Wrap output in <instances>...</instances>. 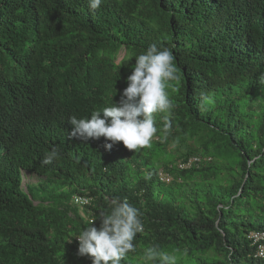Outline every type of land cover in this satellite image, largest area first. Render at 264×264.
Masks as SVG:
<instances>
[{
    "label": "trees",
    "instance_id": "trees-1",
    "mask_svg": "<svg viewBox=\"0 0 264 264\" xmlns=\"http://www.w3.org/2000/svg\"><path fill=\"white\" fill-rule=\"evenodd\" d=\"M153 43L178 68L169 132L157 113L134 151L69 138V117L118 102ZM112 198L144 225L122 264L152 245L176 264H264L248 238L264 233V0H0V264H91L75 237Z\"/></svg>",
    "mask_w": 264,
    "mask_h": 264
},
{
    "label": "clouds",
    "instance_id": "clouds-1",
    "mask_svg": "<svg viewBox=\"0 0 264 264\" xmlns=\"http://www.w3.org/2000/svg\"><path fill=\"white\" fill-rule=\"evenodd\" d=\"M102 2L88 0V6L95 11ZM178 80L172 50L158 47L156 43L150 44L135 55V63L119 101L94 111L90 118L70 116L72 130L69 138L88 140L103 137L110 142L104 145L106 150L121 142L129 151L150 146L158 132L154 114H164L165 134L172 127L170 117L174 104L168 90ZM204 99L210 101V97ZM57 155L58 152L52 150L43 163H51ZM109 207V211L100 213L98 227L93 220L91 226L75 237L78 256L89 257L91 264H122L127 254L136 250L133 241L137 234L144 231L142 214L127 198H112ZM140 259L142 264H176L175 254L161 250L159 245L146 247Z\"/></svg>",
    "mask_w": 264,
    "mask_h": 264
},
{
    "label": "built area",
    "instance_id": "built-area-1",
    "mask_svg": "<svg viewBox=\"0 0 264 264\" xmlns=\"http://www.w3.org/2000/svg\"><path fill=\"white\" fill-rule=\"evenodd\" d=\"M202 160L204 159H202L199 156H191L183 161L178 162L177 166L180 170H186L193 166H196ZM159 180L167 183V182H170L171 177L169 174L165 172H161L159 173ZM73 202L78 206H84L88 204V199L82 196H76L73 198ZM248 238L250 239L252 244L256 246L254 258L264 260V244L262 243V241L264 240V233L263 232H251L249 233Z\"/></svg>",
    "mask_w": 264,
    "mask_h": 264
},
{
    "label": "rangeland",
    "instance_id": "rangeland-1",
    "mask_svg": "<svg viewBox=\"0 0 264 264\" xmlns=\"http://www.w3.org/2000/svg\"><path fill=\"white\" fill-rule=\"evenodd\" d=\"M124 55V52H120V57H122ZM23 186H25L28 183H35L36 179H34L33 177H30L29 175L25 174L23 177Z\"/></svg>",
    "mask_w": 264,
    "mask_h": 264
}]
</instances>
